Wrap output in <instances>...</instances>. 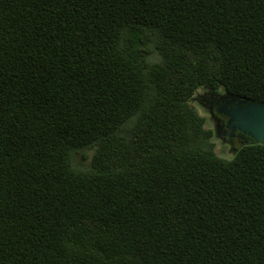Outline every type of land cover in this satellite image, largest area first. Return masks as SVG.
I'll return each instance as SVG.
<instances>
[{
	"label": "trees",
	"instance_id": "trees-1",
	"mask_svg": "<svg viewBox=\"0 0 264 264\" xmlns=\"http://www.w3.org/2000/svg\"><path fill=\"white\" fill-rule=\"evenodd\" d=\"M198 90L264 104V0H0V264H264Z\"/></svg>",
	"mask_w": 264,
	"mask_h": 264
},
{
	"label": "flooded vegetation",
	"instance_id": "flooded-vegetation-1",
	"mask_svg": "<svg viewBox=\"0 0 264 264\" xmlns=\"http://www.w3.org/2000/svg\"><path fill=\"white\" fill-rule=\"evenodd\" d=\"M203 95L199 94L194 100L202 105L215 121L218 132L223 135L224 141L229 145L231 149L242 146L248 142L249 137L241 134L237 130L230 136L232 129L229 128V118L223 111L229 108H233L237 105L245 103V100L240 99L237 96L227 94L223 91H207L203 90ZM239 144V146L236 145Z\"/></svg>",
	"mask_w": 264,
	"mask_h": 264
},
{
	"label": "water",
	"instance_id": "water-1",
	"mask_svg": "<svg viewBox=\"0 0 264 264\" xmlns=\"http://www.w3.org/2000/svg\"><path fill=\"white\" fill-rule=\"evenodd\" d=\"M223 112L229 118L230 136L237 130L247 135L252 143L264 144V104L246 101ZM216 129L219 134L217 125Z\"/></svg>",
	"mask_w": 264,
	"mask_h": 264
},
{
	"label": "rangeland",
	"instance_id": "rangeland-1",
	"mask_svg": "<svg viewBox=\"0 0 264 264\" xmlns=\"http://www.w3.org/2000/svg\"><path fill=\"white\" fill-rule=\"evenodd\" d=\"M221 92L223 93V91H221ZM202 93H203V90L196 91L194 98H196L199 94L203 95ZM194 98H192L190 100V104L192 106H194L196 108V110L198 111V113L206 119L205 127L211 129L214 133L213 142L215 145L214 146L215 153L219 157H222V158H226V159L231 158L234 155V153L238 147L235 149H231L229 147V145L224 141L222 133L217 134L215 121L210 116L208 111L202 105H200L198 102H196L194 100ZM250 142L251 141L248 140L247 143H250ZM236 145L239 146V144H237V143H236ZM91 154H92V151H89V150L84 151L83 154L81 153V154L77 155L76 162H78L82 166H87L90 162ZM82 155H85V159H82Z\"/></svg>",
	"mask_w": 264,
	"mask_h": 264
}]
</instances>
